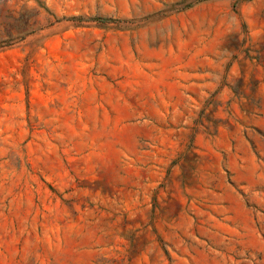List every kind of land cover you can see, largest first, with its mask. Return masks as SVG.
<instances>
[{"label":"rangeland","instance_id":"374dc122","mask_svg":"<svg viewBox=\"0 0 264 264\" xmlns=\"http://www.w3.org/2000/svg\"><path fill=\"white\" fill-rule=\"evenodd\" d=\"M0 264H264V0H0Z\"/></svg>","mask_w":264,"mask_h":264}]
</instances>
